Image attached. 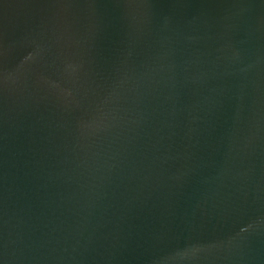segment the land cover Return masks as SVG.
<instances>
[{
	"label": "water",
	"instance_id": "water-1",
	"mask_svg": "<svg viewBox=\"0 0 264 264\" xmlns=\"http://www.w3.org/2000/svg\"><path fill=\"white\" fill-rule=\"evenodd\" d=\"M0 264H264V0H0Z\"/></svg>",
	"mask_w": 264,
	"mask_h": 264
}]
</instances>
